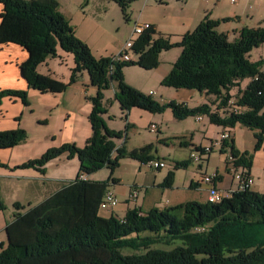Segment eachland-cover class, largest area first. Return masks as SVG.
<instances>
[{
  "label": "trees",
  "instance_id": "trees-1",
  "mask_svg": "<svg viewBox=\"0 0 264 264\" xmlns=\"http://www.w3.org/2000/svg\"><path fill=\"white\" fill-rule=\"evenodd\" d=\"M109 1L115 2L129 19L127 9L135 0ZM0 5V47L17 45L28 54L27 61L19 66L28 90H1L0 106L4 98L19 99L29 106V90L40 95L62 94L82 73L98 89L97 95L89 99L93 106L89 115L92 135L84 147L68 143L52 147L42 157L13 168L35 169L44 174L46 165L65 153L69 160L77 157L80 164L76 180L25 214L17 213L7 224L8 243L0 245V264H264L262 194L247 189L233 193L220 204L191 201L164 209L154 207L147 212L136 207L122 219L105 218L100 215V204L110 183L86 179L102 168L115 171L124 159L139 161L143 166L158 160L151 154V145L132 152L125 145L116 146V140L126 136L109 130L102 118L107 113L103 93L112 86L116 90L115 101L126 118L135 108L159 115L170 110L176 121L204 116L210 124L229 132L238 125L248 128L256 141L254 152L260 150L264 143V70L261 61L251 62L248 57L264 44V28L246 27L237 40L230 41L217 28L232 19L213 21L205 17L194 32L187 33L178 43L152 29L134 43L136 59L120 63L111 57L95 58L86 43L76 38L70 21L59 11L57 0H0ZM173 48L181 49V55L161 86L197 91L206 99L214 97V103L192 109L174 100L160 104L126 81L123 69L155 70L161 64L159 56ZM59 49L74 58L68 84L37 71L49 57H56ZM246 80L249 83L242 89ZM233 89L236 95L231 94ZM214 106L216 110H212ZM130 126L127 123V129ZM27 140L23 128L1 131L0 150L13 149ZM235 147L234 138H230L223 141L219 150L222 155L228 151V164L247 169L250 175L253 155ZM209 148L212 153L213 147ZM195 150L205 154L201 147ZM189 164L188 160L176 162L174 171L186 169ZM0 168L11 169L2 162ZM174 171L166 176L164 188L173 185ZM15 207L22 210L19 204Z\"/></svg>",
  "mask_w": 264,
  "mask_h": 264
},
{
  "label": "rangeland",
  "instance_id": "rangeland-1",
  "mask_svg": "<svg viewBox=\"0 0 264 264\" xmlns=\"http://www.w3.org/2000/svg\"><path fill=\"white\" fill-rule=\"evenodd\" d=\"M252 1L258 2L259 0ZM57 2L60 4L59 11L70 21L69 23L71 28L74 30L76 38L85 42L91 49V54L98 59L110 57L117 58L127 41L132 38L131 33L133 25L138 17L141 19V21L139 20L141 24H145V21L154 19L158 21L159 28L162 29L167 25V15L174 10V6L168 7V5L162 4L160 0H135L133 4H130L129 9H127L129 19H126L120 7L115 2L109 0H57ZM208 2L215 3L216 1L211 0ZM262 28H264V22ZM139 38V35H135L132 39V43L134 44ZM230 40H234V38L232 37ZM129 51L131 60H135L136 57L133 55V51ZM179 55H181V49L173 48L167 51L161 59L159 56L160 61L162 60V66L159 69L145 71L143 68L139 67H127L123 69L124 77L126 81L138 88V90L143 89L146 93L153 91L155 95L152 97L156 101L160 102V104H165L169 102V100H176V102L179 103L178 100L184 99L185 103H182L192 109L204 103H214V97L205 99V96L197 91L175 90L173 88L161 86L162 74L171 68V63H173ZM3 56L4 55H0V59H2ZM68 56L72 58L70 54H68ZM248 58L251 62L261 61L262 69L264 70V44H262L259 48L254 49L249 54ZM2 66L3 62L0 60V69ZM9 66L10 65L6 66V69H8ZM1 81L2 78H0V86H2ZM247 81L248 80L243 82L241 87L242 89L247 86ZM106 93H109V97L115 98V95L111 91L106 90L103 93V106L107 110V113L102 115V118L109 130H112L115 133H122L123 136H126V139L123 137L121 140H116V146L121 147L125 145V149L128 150V152H132L135 149L151 145V154L156 157L161 156V158L166 159L167 162V166L158 171L144 167L139 161L124 159L115 171H112L109 168H102L101 170H97L95 173L87 176L91 181H109L110 186L107 190L112 191L120 202L116 209H121V207L126 203L125 201L128 198V195L134 189L141 192L137 202L140 203L143 200L146 193L144 191L145 187L139 185L141 182L143 185H147V187L150 188V190H148V195L144 200V210L148 209V207L152 205L151 202L153 195L151 196V194L153 191L155 192L154 197L157 199L160 198L158 203L164 204L168 199H172V195H176L177 193H169L166 191V188H158L155 186V181L158 182L160 179L165 180L168 175V170L174 169V167L171 166H174L176 162L190 161L189 166L191 168L189 175L196 171H199L200 174L203 173V175L206 173L207 163L203 162V160L195 163L192 156L193 154L201 156L200 153L196 152L194 147L190 144L182 145L185 138H171L169 140L170 145L167 146H165L164 143L158 142V138L162 139L164 136L181 137L183 133H191V135L194 133L195 141L203 143L204 146L208 144L211 147V142H207V140L200 135L199 128L201 127L199 122L195 120V117L187 118V120L179 122H173L174 118L172 117L170 110H167L165 113L159 115L149 114L144 112V110L135 108L132 109L134 110V114L131 115V118L129 114L126 118L125 113L122 112L120 106L108 103L105 97ZM231 94L236 95L237 91L233 89ZM43 96L38 95L35 99L33 98L32 104L29 102V106L23 105L22 115L19 114L16 118V120L20 118V122L22 121V126L20 128H23V130L27 132L28 139L31 138V140L38 142V144L48 143L45 139L48 138L47 136L53 138L54 136L51 135V133L56 131L54 129L57 127V117L49 116V114L52 115L54 111L49 113V111L47 112L44 110L45 103L40 99ZM46 114L48 116H46ZM151 116H154L152 118L155 120H150ZM38 117L40 119H38ZM50 117H52L53 120H51ZM131 119L132 122H130ZM127 123L131 125L130 129H127ZM152 125H157L161 133H151L149 130ZM231 131L232 134H234V139H236L234 140L236 146L235 148L237 149V147H239V149L249 151V154L253 155L251 174L254 177V183L251 186V190L264 195V143L260 150L254 152L253 149L256 141L252 131L240 125L236 126L235 129L233 128V130L231 129ZM64 144L66 143H63L62 145ZM227 153L228 151L226 154L219 156V153L215 148L213 150V161H211V165L209 166L207 173L212 174L220 160L221 172H223L225 167H228L230 170L229 173L224 172L226 176L225 181L227 182L226 185L233 182L232 186L234 189L238 184L234 179L236 171L242 172V169H235L232 164H228L229 156ZM68 158V153H65L59 157L58 160H52L46 165V172H44L43 175L47 178H51L54 182L51 181L45 185L40 184V187H38L39 189H37L36 186L38 193L58 187L59 183L57 182H64L68 184L76 180L77 174L79 173V161L77 157L70 160ZM204 160H206V158H204ZM198 165L202 166V168H198ZM26 170L0 168V204L4 207L3 210H0V239H4L5 245H7L8 239L6 229L2 228L3 220H6L9 224L14 220V216H16L17 213L21 212V214H25L31 207L39 204V201L37 203L33 202V204L27 203V189L30 187V185H28L29 182L15 180L14 178L9 177V175H12L15 171L26 172ZM181 174L182 175L179 176V179L183 182V179L186 176L183 175L184 169H182ZM112 180H116L117 184H113ZM15 184L17 185L16 191L13 190V186ZM183 188L184 187L181 186V190H183ZM159 191H165L163 198H161L160 194H158ZM194 198L195 193L193 191H189L185 192L182 199L184 202H190L191 200H194ZM15 204H19L22 210H17ZM111 212H113L111 209L100 210V215L102 217L109 218ZM125 254L130 253L125 251Z\"/></svg>",
  "mask_w": 264,
  "mask_h": 264
},
{
  "label": "crops",
  "instance_id": "crops-1",
  "mask_svg": "<svg viewBox=\"0 0 264 264\" xmlns=\"http://www.w3.org/2000/svg\"><path fill=\"white\" fill-rule=\"evenodd\" d=\"M160 1L162 2V4L168 5V7L174 6V10H172L170 14L167 15L168 18V20L166 21L167 25L161 29L159 28L158 21L154 19L145 22L153 26L156 34L161 35L165 38H169L172 43L174 42L178 43L182 39V37L185 36L187 33L194 32L197 26H199L200 23L205 19V17L213 21L232 19L229 22L221 23L220 26H218L217 30L219 32H222L223 34H226L229 37V39L233 37L234 40L235 39L237 40L239 38L242 29L246 27L252 29H257L260 27L262 28L264 22V3L261 0H259L258 2H253L252 0H237L235 4H232L231 0H219L216 1L215 3L214 2L209 3L207 2V0H160ZM2 8L3 7L0 6V10ZM139 20L141 21V19H139L138 17L135 24L140 23ZM234 40H230V41H234ZM165 53L167 52H163L160 55V59ZM68 54H66L64 51L59 49L56 57L55 56L49 57L44 64L37 67L38 73H40V75L42 76L51 77L61 83L68 84L69 82H71L72 70L75 67L73 56L71 55L73 58L72 59L70 58V56H68ZM0 55H4L3 58L0 59L3 62V66L0 69V78H2L1 81L2 86H0V91L4 89L27 91L28 85L25 82V79L21 76L19 66L23 62L27 61L28 54L21 47L17 45L9 44L0 47ZM176 58L178 59V57ZM177 59L175 61H177ZM173 63H171V68H169V70H166L162 74V81L165 78V76L169 73V71L172 70ZM161 64H162V60H161ZM161 64L157 69H159L162 66ZM8 65L10 66L8 69H6V66ZM247 82L249 83V80ZM90 83L91 81L89 76L86 73H82L79 76L77 82L72 84L71 86L69 85L64 93L59 95H54V94H46L44 96L41 95L43 97H41L40 99L43 100L45 103L44 110L47 112L49 111V113L54 111L53 114L52 115L49 114V116L57 117L56 120L57 127L56 129H54L56 131L51 133V135H53L54 137L51 138L47 136L48 138L45 140L48 141V143L45 144H38V142H34L33 140H31V138H29L24 144L22 143L13 149L0 150V162L6 163L11 169H13L14 167L20 164H24L30 160L42 157L50 148L52 147L57 148L61 146L63 143L74 144L78 147H84L85 143H87L88 139L92 135V130H91L92 126L89 122V115L92 112L93 106L92 103L89 101V99L95 97L98 92L97 87L92 86ZM130 86L136 88L131 84ZM139 90L144 92L145 95H150V92H153V91H149L148 93H146V91L143 89H139ZM108 91H111L115 95L116 94L115 86H112ZM28 92H29V96H28L29 102L32 104V99L33 98L35 99L40 94H38L39 92L33 90H29ZM154 95L155 94L153 93L150 96H154ZM105 97L108 103L110 104L113 103V105L120 106L115 101L114 97H109V93H106ZM178 102L185 103V100L184 99L178 100ZM23 105L24 104L19 99H9V98L3 99L2 105L0 106V132L5 130L8 131L14 130L22 126V121L18 122L16 118L18 117L19 114L22 115ZM215 107L216 106L212 107V110H216ZM132 114H134V110H132L129 113L130 118ZM46 116L48 115L46 114ZM152 117L154 116H151L150 120L152 121L155 120ZM50 118L51 120H53L52 117ZM38 119L40 118L38 117ZM195 120L200 124L201 127L199 128L200 135H202L203 138L207 140V142L208 141L211 142L212 147L215 146L214 144L219 138V135H221L223 132L230 131L229 129L219 128L216 125L210 124L208 118L204 116L202 117L201 121H198L197 117H195ZM130 122H132V119L130 120ZM173 122H179V121L173 119ZM158 132L159 134L161 133L160 130H158ZM230 134L234 138V134H232V131L230 132ZM171 138L174 139L185 138L184 141L182 142V145L190 144L192 147H194V149L195 147H201L203 149L210 147V145L208 144L204 146L203 143L201 142L198 143L197 141H195L194 133L193 135H191V133L190 134L183 133L181 137L164 136V138L162 139L158 138V142L164 143L165 146H167L170 145L169 140ZM214 149L215 148L213 147V150ZM216 149L219 153V156H222L219 148ZM237 149L240 152H244L243 150L239 149V147H237ZM213 155L214 154L212 151V153H210V155L206 157V160L203 161L207 163V168L205 171L206 173H204V175H209L207 171L209 169V166L211 165V161H213L212 158ZM159 157L156 158H158L159 161H163L167 164L166 159L161 158V156ZM220 162L221 161L219 160L218 165H216L212 174L214 173L218 174L217 177L218 188L222 191L228 192L229 190L233 189L232 186L233 182H231V184L229 185H226L227 182L225 181L226 176L224 172L229 173L230 170L228 169V167H225V169H223V172H221ZM190 168L191 167L189 166L186 169H184L183 175L186 176L184 177L183 182L179 179V176L182 175L181 174L182 169L178 171H174L175 172L174 183L170 188H166V191H168L169 193L176 192L177 194L172 195L171 197L172 199L170 200L168 199L164 204L158 203V200L160 198L157 199L156 197H154L155 192L153 191V193L151 194V196L153 195L151 202L152 205H150L148 209L144 210L143 209V206L145 205L144 200L147 197L148 190H150V188L147 187V185H143L141 182L139 185L145 187L144 191L146 193L143 200L140 203L137 202L138 200L131 201L130 200L131 192H130L128 198L125 201L126 203L121 207L120 210L114 209L115 211L113 210L110 216H116L122 219L124 218L128 210H131L136 207H140L142 208L143 212H147L154 207H157V209H164L168 207L179 206L187 202V201L184 202L182 198L185 192H189V191H193L195 193V198L194 200L191 201H199L202 203H206L207 202L206 191H208V187L205 184H203L200 179L201 176L204 175L203 173L200 174L199 171L192 172V174L189 175ZM198 168H202V166L198 165ZM172 170H168V173ZM250 175L251 177H253L251 171H250ZM9 177L14 178L15 180H22L24 182H29L28 185H30V187L29 189H27L28 204H33V202L37 203L38 201L39 204L41 202H44L47 198H49L51 195L53 196L55 193H57L61 188H63L67 184L64 182L63 183L57 182L59 183L58 187L38 193L37 189H39L38 187H40L39 186L40 184L45 185L46 183H49L51 181L54 182V181L51 178H47L45 175L40 174L35 169L26 170V172L15 171L12 175H9ZM86 179L89 180L88 177H86ZM155 183H154L155 186H157L160 189H164L163 186L164 179L163 180L160 179L158 182L155 181ZM16 186H17L16 184L13 186L14 191H16ZM181 186L184 187L183 190H181ZM237 188H238V184L236 188H234L233 190ZM140 193L141 192L139 191V197H140ZM158 194H160V197L163 198L165 195V191H159ZM7 224L8 222H6V220H3L2 228L6 229ZM0 241L5 243L4 239L3 240L0 239Z\"/></svg>",
  "mask_w": 264,
  "mask_h": 264
},
{
  "label": "built area",
  "instance_id": "built-area-1",
  "mask_svg": "<svg viewBox=\"0 0 264 264\" xmlns=\"http://www.w3.org/2000/svg\"><path fill=\"white\" fill-rule=\"evenodd\" d=\"M211 1V0H207ZM214 1H219V0H214ZM264 1V0H261ZM237 2V0H231L232 4H235ZM153 27L147 23L145 24H141V23H136L133 25V31H132V38H130L127 43L125 44L124 48L122 49L121 53L118 54L117 58L115 57V61L116 62H129L131 61V57H130V51L129 50H133V46L134 44L132 43V39L134 38L135 35H143L145 32H148L150 30H152ZM153 92H150V95H152ZM203 116H197V120L201 121ZM159 130L157 125H152L150 127V132L151 133H157ZM232 137V135L230 134L229 131L227 132H223L221 135H219V138L217 139V141L215 142V146H213L214 148H219L222 147V143L223 141L230 139ZM212 147V146H211ZM211 152V148H205L204 149V155L203 153L200 154L201 156H197V155H193V159L195 163H198L200 161H204V158H206L207 156H209ZM230 160H232V158H230ZM167 166V164L163 161H158V160H153L151 161L148 165H146L145 167H148L149 169L152 170H162ZM242 169V172H238L236 171V175L234 177V179L237 181L238 183V188L237 190L233 191V189L229 190L228 192L226 191H222L218 188L217 185V177L218 174L214 173V174H209V175H204L201 176V182L203 184H205L208 187V191H206L207 193V202L209 203H214V204H220L225 198H229L231 195H233V193L235 192H240V191H245V190H250L252 184L254 183L253 177H251V175H249L248 170L247 169ZM238 172V173H237ZM82 179H85L84 177H81ZM139 198V191L137 189H134L131 194H130V200L131 201H136ZM118 204H120L117 196L110 190H107V192L105 193L102 202L100 204V209L101 210H107V209H111L112 211L114 209H116V207L118 206ZM2 244V242L0 241V245Z\"/></svg>",
  "mask_w": 264,
  "mask_h": 264
}]
</instances>
